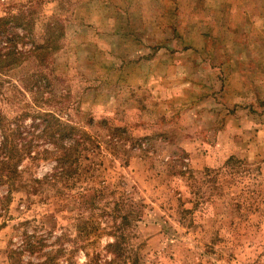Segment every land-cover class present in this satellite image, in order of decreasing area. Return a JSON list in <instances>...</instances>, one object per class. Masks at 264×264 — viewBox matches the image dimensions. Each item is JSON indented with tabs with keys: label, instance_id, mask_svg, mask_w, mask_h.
<instances>
[{
	"label": "rangeland",
	"instance_id": "374dc122",
	"mask_svg": "<svg viewBox=\"0 0 264 264\" xmlns=\"http://www.w3.org/2000/svg\"><path fill=\"white\" fill-rule=\"evenodd\" d=\"M21 12L27 31L0 36L20 56L0 117L40 151L18 109L82 141L77 163L2 177L0 264H264V0H0V19ZM131 212L118 260L108 233ZM90 215L104 234L85 243Z\"/></svg>",
	"mask_w": 264,
	"mask_h": 264
},
{
	"label": "trees",
	"instance_id": "16d2710c",
	"mask_svg": "<svg viewBox=\"0 0 264 264\" xmlns=\"http://www.w3.org/2000/svg\"><path fill=\"white\" fill-rule=\"evenodd\" d=\"M26 16H31V13H25L21 12L17 16H10L8 18L0 19V36L4 34L5 29L7 28L8 24H12L16 29L20 28L25 21ZM19 24H18V23ZM21 24V25H20ZM26 24V23H25ZM28 24L21 27L20 29L24 32L27 31ZM15 34V33H14ZM12 38H18V35H13ZM11 42V40L9 41ZM55 42L54 37L52 40H48V47H42L38 46L37 50H49L48 48H52L55 50ZM2 48H0L1 53ZM51 50V49H50ZM15 46L12 48L11 52L0 54V76L6 71H9L13 68H15L20 61V56L17 53H14ZM44 74H41V76ZM26 88V87H25ZM46 88V84L41 85L37 82L32 86L29 90V92L33 93L34 100L37 101L36 103L42 104L43 101L42 98L44 97V91ZM27 89V88H26ZM5 90L10 93L15 94L16 88H5L0 83V91ZM28 90V89H27ZM15 98V96H12ZM5 100L9 101L8 98H5ZM47 102V101H46ZM49 102V100H48ZM36 106L34 107H27L29 109H23L17 110L18 120L20 121L25 120L26 117L31 116L34 120L33 123L35 125L33 127H40L41 133L44 134V137L47 139V141L52 142L51 144L54 145V150L48 151L46 149L40 151L39 145H36L35 147H29L27 145H22L18 142H16L15 137L19 136L17 126H12L11 123H7L4 121V117H0V130L2 133L1 142H0V153H2V156H0V180L3 176L6 177L7 182L11 183L14 181L16 174H17V167L18 163H21L23 158H27L29 162L34 163L37 161H47L51 160L56 165H61L64 163H77L78 159V139L81 140V137L76 133L75 129L69 126L68 124L62 123L57 117L52 113H41L39 111L34 110ZM38 107V106H37ZM15 113V111H13ZM73 135L76 136L75 139L71 140L73 138ZM7 171V175H4V172ZM134 213L127 214L123 217H120L119 225H116V222L114 225L116 228L112 233H108L109 235H112L114 237V242L112 244H109L107 247L110 249V253L115 255V251H118L119 246H121V242L125 241L122 231L123 228L129 227V220L130 218H137L138 215H132ZM137 214V213H135ZM87 218L88 220H85L84 222H87L90 224L89 226H86L85 230H83V241L86 243L89 240V236H95L100 237L103 233V231L98 232V228H95L94 231H92V228L95 226V217ZM136 223V222H135ZM123 238V239H122ZM120 239L122 240L120 242ZM120 255L117 257L118 260L123 259L124 251H118ZM97 264V262H95ZM107 264H116L115 260L107 262Z\"/></svg>",
	"mask_w": 264,
	"mask_h": 264
}]
</instances>
